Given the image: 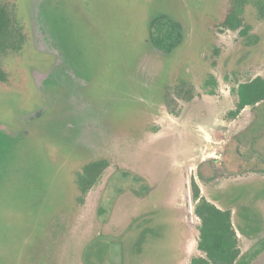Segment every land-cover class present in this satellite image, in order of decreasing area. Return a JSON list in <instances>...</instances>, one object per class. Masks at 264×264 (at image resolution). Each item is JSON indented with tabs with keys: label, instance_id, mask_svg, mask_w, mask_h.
Instances as JSON below:
<instances>
[{
	"label": "rangeland",
	"instance_id": "obj_1",
	"mask_svg": "<svg viewBox=\"0 0 264 264\" xmlns=\"http://www.w3.org/2000/svg\"><path fill=\"white\" fill-rule=\"evenodd\" d=\"M9 1L28 40L7 57L9 80L0 82V264L45 237L42 230L35 240L38 223L52 234L65 228V242L73 244L96 233L91 253L103 250L117 264L125 255L136 264H191L206 257L198 247L201 219L195 209L203 198L219 205L211 194L248 207L251 215L233 220L243 221L249 234L237 231V246L247 264H264V172L256 169L264 161V104L229 116L238 83L264 77V18L255 4L246 5L244 23L232 29L224 21L233 0H37L35 47L32 0ZM158 14L183 26L182 42L171 53L150 41L149 25ZM46 20L83 83L79 100L65 93L81 116L40 115L39 129L24 137L26 113L42 109L37 75L55 60L48 53L54 44ZM210 74L216 95L205 89ZM181 80L192 82L197 95L187 102L173 94L175 115L164 96ZM53 93L52 105L65 106L56 105L61 93ZM98 158L110 166L78 203L76 174ZM209 159L217 160L219 175L205 182L199 167ZM118 167L129 171L114 176ZM193 180L200 199L193 197ZM98 206L114 210L107 236L97 232L108 220L106 214L96 217ZM133 215L140 216V227L126 233Z\"/></svg>",
	"mask_w": 264,
	"mask_h": 264
},
{
	"label": "trees",
	"instance_id": "obj_2",
	"mask_svg": "<svg viewBox=\"0 0 264 264\" xmlns=\"http://www.w3.org/2000/svg\"><path fill=\"white\" fill-rule=\"evenodd\" d=\"M249 2L255 4L260 17L264 18L263 0H233L224 24L232 29H237L241 26L244 23L245 7H247L246 5ZM183 36L184 29L182 24L171 16L158 14L152 18L149 25V38L156 49L171 53L180 46ZM27 38L23 24L15 17V9L11 1L0 0V82L6 83L9 80V74L5 67L7 57L20 52L27 42ZM216 86V77L210 74L205 82L207 93L216 95ZM234 92L237 96V102L236 108L229 113L232 119H236L248 106L256 110L264 104V77L258 76L242 81L234 88ZM173 94L179 99L190 102L196 97L197 92L192 82L188 80H181L174 86L173 91L171 87L167 88L164 102L169 107L170 112L176 115L178 112L173 106L177 102L172 96ZM216 161V159H209L200 164L199 178L201 180L210 182L217 178L219 168L215 164ZM256 165L257 170L264 172V161ZM109 166L110 161L107 158H98L87 162L82 170L77 172L75 182L79 190L78 203L84 201L85 196L101 180ZM119 173L128 172L118 167L113 175L115 176ZM151 192L152 189L149 188L147 193L150 194ZM192 194L194 199H200V187L195 180L192 181ZM211 196L215 202L219 201V205L203 198L195 209L196 216L201 219L198 247L206 253V257H194L191 260V264H247V259L243 258L242 251L237 246V231L243 235L249 234L243 226V221L241 224L239 222L235 224L233 220L235 215L237 217L238 214L245 212L247 216L248 214L251 215V211L245 205H235V201L231 199L225 202L220 198L218 199L214 194H211ZM155 211L157 212L158 209ZM113 212V209L109 212L99 208V206L97 207L96 217L99 214L108 216L107 222L103 221L97 226V232H100V235L107 236L109 234L107 225ZM46 213L50 214L51 211L49 212L48 210ZM254 216L256 215H252V217ZM139 217L137 215L132 216V220H134L131 224L128 223L129 225H126V233L140 227ZM37 225H39L40 233L35 240L43 235L41 234L42 230L44 233L46 232L45 237L40 241L26 244L24 249L17 253L10 252L8 259L13 256L10 264H117L111 260L108 254H102L103 250H99V256H94L91 253L90 250L96 238V233H93L88 239H78L73 244L71 241L69 243L65 242V228L62 233L52 234L47 230V227L42 229L40 223ZM256 225L257 228H260V221L257 220ZM253 233L259 241L261 238H258L256 231ZM116 242H120V240L117 239ZM67 244L72 247L71 250H69L70 247L69 249L67 248ZM74 249L76 252H74ZM121 264H136V262L131 256L125 255Z\"/></svg>",
	"mask_w": 264,
	"mask_h": 264
},
{
	"label": "flooded vegetation",
	"instance_id": "obj_3",
	"mask_svg": "<svg viewBox=\"0 0 264 264\" xmlns=\"http://www.w3.org/2000/svg\"><path fill=\"white\" fill-rule=\"evenodd\" d=\"M45 11L47 12L46 9H45ZM45 23H46L47 34L50 36V39L53 41V44H54L53 45L54 51L49 52L47 50L48 48L46 50L48 51V53H51L54 55L55 60L53 61L52 64H50L48 66V68L44 69V71H42L41 74L37 75L40 78V80L39 79L38 80L40 81L39 82L40 86H41L40 89H41V91H42L41 93L43 95L42 109L41 110L36 109V110H34V112H27L26 113L27 114L26 117H28V119L26 121L25 120L22 121L23 127L26 129V131L23 133L24 137L26 135H29L31 128H33V129L35 128V130L39 129L40 125H37L36 121L41 120L40 118L44 114L45 115L49 114V116H50V115L56 114L57 112L58 113L62 112L63 116H65L66 118L68 117L66 115H69V114L70 115H72V114L76 115L77 114L78 118H79V116H81V112L74 108V106L77 105L75 103V101L72 103L73 100L68 99L69 100V102H68L67 98H69V97L66 98L65 95L70 93V95L72 96V99L74 98L76 100H79V99H77L79 97L75 96V95H76V93L80 94L81 85L83 83L79 82L77 80L78 76L75 75V71H73L74 67L70 64L69 60L67 59V56L65 55V53L63 51L64 49H62L58 45L56 38L52 34V30H51L49 21L46 20ZM69 71H71V73ZM60 75L63 79H66V80L64 81L62 79L61 82L57 83L58 81H60L59 80ZM76 76H77V79H76ZM42 79H44V80L41 84ZM79 79H82V78H80V76H79ZM70 82H72L73 85H71ZM67 83H68V87H67V85H65ZM72 87H74V88L72 89ZM55 90H57V92L61 93L60 97L57 96L58 101L56 100V105H58L57 102L63 104V102L66 101V105L63 106L62 108H55L54 105H52V103H51V101H54V100H52L54 98V97H52V94H54L53 92ZM81 100L83 101V99H81ZM70 101H71V105H70ZM40 115H41V117L38 118V116H40ZM56 115H58V114H56ZM7 134L9 136H13V135H11L13 133H11L10 129H7ZM93 142L99 143V140H97V138H96V140L93 139ZM121 169H123L125 171H129L128 169H124V168H121Z\"/></svg>",
	"mask_w": 264,
	"mask_h": 264
},
{
	"label": "water",
	"instance_id": "obj_4",
	"mask_svg": "<svg viewBox=\"0 0 264 264\" xmlns=\"http://www.w3.org/2000/svg\"><path fill=\"white\" fill-rule=\"evenodd\" d=\"M37 0H32V3L30 5L31 10L29 11V16H30V20L32 23V29H33V22H34V17L40 12V9L37 6ZM32 37L34 39V43H35V47H36V38H37V33L35 32V30L33 29V33H32Z\"/></svg>",
	"mask_w": 264,
	"mask_h": 264
},
{
	"label": "crops",
	"instance_id": "obj_5",
	"mask_svg": "<svg viewBox=\"0 0 264 264\" xmlns=\"http://www.w3.org/2000/svg\"><path fill=\"white\" fill-rule=\"evenodd\" d=\"M248 107H249V106H248ZM248 107H246V108L243 110V112H244V111H245V110H246ZM243 112H242V113H243ZM242 113H241V114H242ZM241 114H240L238 117H240V116H241ZM238 117H237V118H238Z\"/></svg>",
	"mask_w": 264,
	"mask_h": 264
}]
</instances>
